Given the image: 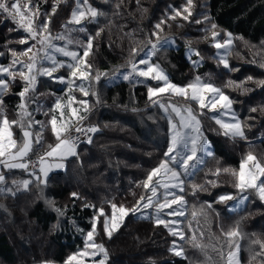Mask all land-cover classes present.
<instances>
[{"label": "trees", "instance_id": "trees-1", "mask_svg": "<svg viewBox=\"0 0 264 264\" xmlns=\"http://www.w3.org/2000/svg\"><path fill=\"white\" fill-rule=\"evenodd\" d=\"M93 2L88 0L102 15L95 22H89V27L85 25L80 35L85 44L89 36L94 37L90 55L86 58L91 65L89 94L85 98L88 109L80 114L87 115V119L73 122L71 129L76 125L94 124L99 130L94 133L90 143L79 148L77 156L66 161L63 171L52 173L46 183L32 180L27 191L20 190L15 195L6 191L15 181L30 176L27 172L1 169L0 174L6 177V182L0 185V189H4L0 193V264H39L42 261L65 264L69 256L84 248L94 216L97 217V244H102L108 251L106 264H226L230 243L224 233L236 228L240 235L232 238L231 246L234 250L235 245H239V263L264 264V255H257L261 252L260 245L253 243L256 240L264 242V203L255 190L246 192L245 204L236 212H228L217 201L219 194L237 190L236 177L232 173L239 171L242 154L252 153L255 148L260 150L259 154L256 153L257 158L264 154V137L253 144L238 142L235 149L215 123L213 125L206 121L205 125L204 119H200L202 131L212 146V156L195 172V176L184 180L181 193L189 202L185 204V215L179 221L190 248L189 257L197 262H193V259L188 261L185 249L179 246V237L170 234L163 225H157L152 219L129 215L109 239L104 232V217L98 213L103 208L105 215L109 216L111 204L127 209L136 208L138 202H142L141 197L150 196V190L143 185L151 170L166 159L164 153L169 136L168 119L158 104L149 101L147 84L121 81L108 86L104 78L134 63L140 52L157 40L152 33L158 31L160 38H175L178 46L160 52V58L157 51L151 62L160 65L172 83L187 85L196 76L213 69V62L204 54L207 49L200 41L210 42L214 48L211 31H208L212 23L222 33L231 34V51H235L242 42L253 46L264 44V0H193V15L188 20L180 17L168 19L175 15L174 9L183 11L187 0H140V7L147 9L143 16L136 0H124L119 14L116 8L119 0H103L102 6ZM74 6L75 2H72L59 19L58 27L51 32L56 33L63 28ZM39 7L41 11L44 10V4ZM162 20L166 21L161 25L162 30L156 29L155 25ZM197 20L201 23H196ZM97 32L101 33L98 37ZM0 36L4 35L0 32ZM134 48L138 55L133 54ZM187 48L205 57V63L193 68L184 59ZM74 51L83 54L81 47ZM10 63L9 56L0 54V66ZM8 83V92L3 95L1 106L6 109L3 115L12 121L17 120L12 115L18 112L20 97L16 93L22 90L23 85L13 80ZM50 83L58 84L52 78ZM63 88L48 90L53 95L52 101L64 100L67 94ZM74 91L71 94L84 98L79 91ZM92 93H97V98L92 97ZM34 119L35 123L30 129L34 134L33 140L36 133L42 135L40 143H33L29 156L40 157L56 140L50 120L41 126L42 119L38 115ZM12 131L14 139L22 141L20 127L13 126ZM146 134L154 138L153 144L148 143ZM144 140L148 147L139 143ZM217 169L220 170L218 175ZM224 169L229 171L225 172ZM72 193H77L79 199L73 197ZM49 200L56 203L50 205ZM54 208L61 209L64 214L59 215ZM194 212L200 219L196 232L189 228ZM28 223L32 224V229L27 226ZM194 243L201 244L202 248L195 247ZM174 244H179V249H183V256H176L170 251ZM50 246L53 247L52 251L48 250Z\"/></svg>", "mask_w": 264, "mask_h": 264}, {"label": "snow or ice", "instance_id": "snow-or-ice-1", "mask_svg": "<svg viewBox=\"0 0 264 264\" xmlns=\"http://www.w3.org/2000/svg\"><path fill=\"white\" fill-rule=\"evenodd\" d=\"M66 2V0H53L51 13H41L38 3H35V0H0V14H3L7 19L17 26L16 29H22L23 32L27 33V36L21 38L17 43L21 45L29 44V41H33L32 45L26 50L21 52H16L15 50H9L13 60L8 66H0V77L6 76L9 80H15L17 76L20 77L23 82V88L20 92L16 93L20 97V103L17 105L19 111L17 112L18 120L9 121L6 116L3 115L2 109H0V164L8 170L20 169L27 172L29 164L26 161L29 153L32 151L33 143L41 142V133H36V139L33 140V133L30 129L33 126V121L28 119L27 123L26 118L31 116V113L28 111V94L35 91V86L37 83V74L40 76H48L52 79L58 80L61 83H65L69 90H72L75 85V80L79 79L81 81L87 80L91 75L89 69L91 65L87 62L86 58L90 55V50L93 47L94 37L89 36L86 44L82 41L74 40L69 34H57L56 36L51 35L49 28L50 24V15H53L57 11V7L60 3ZM124 3V0H119L117 3V14H119V8ZM138 10L140 11L141 16L146 12V8L140 7V0H136ZM194 7L193 0H187L186 5L183 7V11L175 10V15L168 17V19H175L180 17L183 20H188L189 17L193 15L192 8ZM186 13V15H184ZM41 15L47 17L42 22H39ZM102 15V13L95 7L91 6L88 3V0H76V7L71 12V17L68 20L69 25H75L79 28L80 31H84L82 27H79L82 22L89 21L95 22L97 18ZM208 19V17H205ZM166 21L162 20L159 24L155 25L156 29L162 30L161 25ZM196 23H201L200 20H197ZM217 25L215 23L211 24V39L213 41V46L217 49L221 48H230L232 44L231 34L228 35V39L223 43L216 42V38L219 33L216 31ZM73 29H69L65 25V32L71 33ZM101 31H103L101 29ZM101 33L97 32L96 36L98 37ZM153 36L157 37V42L151 44V55H155L159 50L160 37L159 32H153ZM54 40L64 41L63 47H57L53 43ZM77 45L83 47V54L80 55L76 51L69 50V45ZM35 49V51H34ZM133 54H139L138 51L134 48ZM31 53V55H28ZM57 54L70 58L71 62L66 65L62 61L57 60ZM199 53H197L198 55ZM18 56H27V62L20 61L16 59ZM151 56L148 59H141L139 64L147 65L146 69L140 70L137 67L136 63H130V70L126 76L125 80L130 79L133 75L144 77L145 79L161 81L162 86L157 87H148V99L153 104H158L159 107L167 114L170 109L172 113L175 114L176 120L174 121L171 117L168 119L169 125V141L167 151L164 153V156L167 157V160L161 161L159 166L152 169L147 176V180L144 182V188L151 191V195L147 198L141 197L143 203L142 207L147 209L151 207L156 208L155 223L157 225H164L168 227L172 221H166L161 218L160 213L164 209H172L174 204H183L184 199L182 196H178L168 191L169 189H179L183 191L182 185L184 180L181 178V173L184 175L189 174V169L195 168L197 164L203 163L200 154L211 156L212 152L208 149V141L204 137L201 121L197 118V114L193 111L191 106L181 107L175 103L169 102L167 104L162 103L159 99H154V97H159L162 94H171L176 97H183L184 100L195 101L197 102L201 110L207 108L208 111H216L217 105L220 109L224 111L220 112V116H224L225 113L230 114L231 122H225L222 119L216 118L215 122L223 129V135L231 139L241 138L245 139L244 126L241 121L236 117L235 113L232 112L231 105L233 101L226 96L220 88L214 86L211 83H206L202 81L200 76H196L195 80L187 84L186 86H178L172 83L169 80V77L163 71V69L158 64L149 63ZM46 60L51 64V67H44L38 63V61ZM219 63H221L225 69L233 71L226 58H221ZM20 64V69L18 71H13L12 69ZM62 67H67L69 71V77H53L52 73L56 72ZM264 67V64L261 65ZM26 69V71H25ZM238 70V69H235ZM249 81L253 78L248 77ZM96 80H99V75L96 77ZM229 83H232L229 81ZM259 85L264 88V80L258 82ZM9 83L8 80L0 78V105L3 104V94L8 91ZM79 91H81L85 96L89 94L88 90L83 87V84L79 86ZM251 91V89H248ZM68 104L62 105V101L57 99L54 106L53 112L60 110L59 118L56 115H53L49 123L52 126V132L58 141L54 146H50V151H47L44 156H41L38 160L40 164V173L43 174L45 179L40 180V177H37L40 180V183L47 182V176L49 170L53 165L49 164L45 166V156L46 157H59L61 160L66 159L68 156H77L76 152V143L73 139L66 138L64 133L71 130V119L68 122H65V112L63 111L64 107L70 109V118H75L77 121H83L87 119V115H79L80 109L72 107L73 102H77L84 105V111L88 109L87 101H75V97H68ZM256 111V109H252ZM201 114H203L201 112ZM59 125V126H58ZM13 126H18L22 132V141H17L14 139L12 128ZM77 132H92L95 133L99 129L96 127H89L83 129L81 127H76ZM88 142H91V137L88 138ZM169 162L172 164H178L179 170L174 169L169 166ZM193 162V163H190ZM57 168H63V163H57L54 165ZM225 172H228V169H224ZM220 172L217 169L216 174ZM163 173L165 177L168 178L167 183H162L161 180H153L154 177H159ZM32 175V173H28ZM236 177L235 187L239 189L241 196L239 200L243 202L247 199L243 193L247 192L249 189L255 190L259 199L264 202V164H261L257 157L252 153H249L246 158L241 162L239 171H233L232 173ZM6 182V177L3 174H0V185H4ZM30 180H20L15 181L13 186L7 188L6 191L15 195V192L24 190L27 191L29 188ZM157 185L163 187L166 191L164 194L163 202H158L154 198L157 197ZM4 189H0L2 193ZM172 196V199L169 200L168 196ZM72 196L79 199L77 193H72ZM237 199L231 195H224L219 198L220 201H227ZM140 202H138L139 205ZM88 207L89 205H85ZM112 215L109 219L105 215V210L100 208L98 210L99 216L104 217L103 226L104 232L109 239L112 238L113 233L117 232L124 222L125 217L131 212L135 214L137 208L127 209L123 206H117L111 204ZM54 210L59 214L63 215V211L59 208H54ZM167 215L179 216L183 215V212L178 209H173L168 212ZM196 216V213H193V217ZM97 232V217L94 216L92 222V230L87 232L85 237V249H91V251H79L78 253L69 256L65 264H84V257L93 258V264H106L108 260V251L102 244H97L94 241V236ZM169 232L173 235L177 233L173 229L169 228ZM180 238L184 239L183 233H180ZM225 237L228 238L230 243V248L227 253L226 264H239L238 254H239V245H235L233 250L231 246L232 238H235L240 235L239 229H233L224 233ZM195 236L192 237V240L195 242ZM254 244H259L261 252L257 255H264V242L256 240L253 241ZM194 246L197 248H202L201 244L194 243ZM173 254L176 256H183V249H178L175 245L170 249ZM102 254V258L98 261L94 258L97 255ZM221 258L224 259L223 253H221ZM41 264H51L49 261H42Z\"/></svg>", "mask_w": 264, "mask_h": 264}, {"label": "rangeland", "instance_id": "rangeland-1", "mask_svg": "<svg viewBox=\"0 0 264 264\" xmlns=\"http://www.w3.org/2000/svg\"><path fill=\"white\" fill-rule=\"evenodd\" d=\"M102 1L103 0H94L93 3L97 6H102ZM72 2H75V6H74V8H75L76 7V0H66V2H62L58 5L57 11L55 14L50 15V21H51L50 22L51 24H49L50 31H52L58 27L59 19L65 14V12L70 7V4ZM35 3H38L39 6L41 4H44V10L41 11V9H40V12L42 14L43 13H49V14L51 13L53 0H35ZM70 17H71V15H70ZM70 17H69V19H70ZM46 18L47 17L41 15V19L39 22H42ZM68 20H67V22H68ZM88 24H89V21L86 20V21L82 22V24L79 27H82L84 29V26L88 25ZM65 25H67V27L69 29H73V31H71V33H66L65 32ZM65 25L63 26V28L62 27L60 28L59 32H56V33L51 32V35L56 36L57 34H69L74 40L81 41L80 35H81V33H83V31H80L77 26L69 25L68 23H66ZM16 27L17 26L11 21V19H7L3 14H0V32L4 35L2 37L0 36V54H1V56H9L11 61L13 60V57L11 56V53L9 50H15L16 52H21V51L26 50L28 47H30L32 45V43H34L33 41H29V44H25V45H21V44L17 43V41L20 38L26 37L27 33L23 32L22 29L12 30V29H16ZM86 27H89V25ZM198 28H201V27L198 26ZM192 31H193V28H192ZM216 31L219 33V35L216 38V42L223 43L225 40L228 39L227 34H229V33L224 34V33H222V31H220L218 29H216ZM231 38H232V36H231ZM200 41H201V44L204 47H206V49H207V51H204V54L208 55V59L213 62V69L207 70L206 72L202 73L199 76L202 78L203 82L211 83L214 86L220 88L221 91L233 101V104L231 105L232 112L235 113L236 117L241 121L242 125L244 126V133H245L246 138L245 139H241V138L231 139V138L227 137L229 139V141L232 144H234V145H231V144H229V145L236 149L237 148L236 144H238V142H243L245 144L258 143V141L264 137V88H260L258 86V84H259L258 82L261 80H264V67H261V65L264 64V44L253 46V45H250L246 42H242V43L238 44V47L235 49V51H231L233 44H231V47L227 48V49L226 48L217 49L215 47L213 48L210 45V42L205 43V41H202V40H200ZM156 42H157V40H155L153 43H156ZM53 43L56 44L57 47H63L65 42L59 41V40H54ZM151 44L148 48H146L145 50L140 52L139 57L134 62L137 64V67L140 70L146 69L147 65L139 64V61L141 59H148L149 56H151V59L153 57V55H151ZM188 44H192V42H188ZM212 44H213V42H212ZM177 46L178 45L176 43L175 38H172L170 36H161L157 56H159V58H160L161 57L160 52L167 50L169 48L176 49ZM78 47H80V46H77L75 44L69 45V50L74 51V49H77ZM81 48H83V47H81ZM34 51H35V49H34ZM28 55H31V53H29ZM221 58H226L230 67L234 70L229 71L228 69H225L224 66L221 63H219ZM16 59H18L20 61L27 62V56H18V57H16ZM87 59H88V57H87ZM151 59H150L149 63L155 64V63L151 62ZM184 59L187 62H189L193 68L200 67L206 61L205 57H203L202 55L201 56L197 55V52L191 48L186 49L185 54H184ZM57 60L62 61L65 65L67 63L71 62L70 58L61 56L59 54H57ZM156 60H158V59H156ZM38 63L44 67H51V64L46 60L38 61ZM8 65L9 64L1 65V66H8ZM19 69H20V64H17L12 70L18 71ZM235 69H238V70H235ZM129 70H130V66H126V67H123V68L116 70L115 72L107 75L104 78V83L108 86H112L114 84H117L118 82L125 81V82L141 83V84L145 83L149 87L162 86L161 81L149 80V79H145L144 77L135 76V75H133L130 79L125 80L124 76H126L128 74ZM25 71H26V69H25ZM52 76L53 77H61L62 76V77H65L67 79L69 77V71H68L67 67H62L59 70H57L56 72H53ZM46 77H48V76H40L37 74V83L35 86V91L28 94V106L27 107H28V111L31 113V116L26 118L25 122H27V120L30 119L35 123L34 116L38 115L42 119L41 121H43L40 125L45 126V124H47V121L51 120L53 115L60 116V110H56L55 112H53V106H54L55 102H54V100L52 101L53 95H51V93L48 92L49 89L57 90L58 88H61V87H64L66 89L67 96L64 97V100H63V98L61 99L62 105L68 104V102H69L68 97L69 96L75 97V101H87L85 99L86 96L81 91H79V86L81 84H83V87L88 90V87L90 84L89 78L87 80H84V81L76 79L74 88L72 90H69L65 83H61L55 79H53V81L57 82L58 84L57 85H51V83H50L51 78L50 77L46 78ZM248 77H252L253 79L251 81H249L247 79ZM0 78L6 79V80H8V82L12 81V80H9L6 76L0 77ZM14 81L17 84L23 85V82L21 81L19 76H17ZM229 81H231L232 83H229ZM183 86H186V85H183ZM248 89H251V91H248ZM74 90L79 91V93H81L84 98L83 99L78 98V97H80L78 94L73 95L76 92ZM92 90H93V88H92ZM72 91H74V93ZM7 92H5L3 95H5ZM71 92L73 94H71ZM76 96H78V97H76ZM92 97L97 98V93H92ZM154 99H159L162 103H165V104L172 102V103H175L181 107L191 106L193 108V111L197 114V118L199 120L204 119L205 125H207L206 121H208L212 124L215 123V125H217L220 128V126L215 122L216 118L222 119L225 122H231L230 114L225 113L224 116H220V112H222L224 110L220 109L219 105H217L216 111H208L207 108L201 110L199 108L197 102H195V101H191V100L186 101V100H184L183 97H176V96H173L171 94H162L159 97H154ZM51 101H52V103H51ZM72 107H75V108L81 110L79 112V115L84 113V110H83L84 105L83 104L73 102ZM0 109H2L3 114H6V109L2 108L1 105H0ZM252 109H256V111H252ZM18 111H19V109H18ZM63 111L65 112V122H67V121H69L68 118H70V109L67 107H64ZM66 111H67V114H66ZM201 112L203 114H201ZM162 113L164 114L165 117H167V119H169V117H171L174 121H176L178 123V120H176L175 114L172 113L170 109L168 110L167 114L163 110H162ZM13 116H15V119H16V117H17V120L19 119L17 114L12 115V117ZM240 117H241V119H240ZM75 121H77L75 118H71V124ZM50 127L52 130L51 124H50ZM220 131H222V133H223V129L220 128ZM168 134H169V125H168ZM204 137H205V135H204ZM55 140H56V137H55ZM146 140L149 141L148 143L153 144L154 138L152 136L146 134ZM168 141H169V136H168ZM57 142L58 141L56 140L55 144ZM138 142L139 141H137V143ZM139 143L142 146L146 145V147H148L147 142L145 140L141 141ZM207 150H210L212 152V146L209 142H208V149ZM253 150L254 151H252V153H254V156H256V153H258V154L260 153L259 148H255ZM48 151H50V147H49ZM152 153H154V152H152ZM44 155H42V156H44ZM200 155H201V158L203 160V163L197 164L195 168L189 169L188 175H184L183 173H181V178L183 180H186V179L190 178L191 176L192 177L195 176V172L205 163V161L207 159H209L212 156V155L207 156V155H203V154H200ZM247 155L242 154L241 162L246 158ZM72 157L73 156H68L66 159L61 160L59 157H46L45 156V166L47 167V165H49V164L53 165V167L48 172L47 178H49V176L52 173L63 171L65 169V166H66V161L68 159H71ZM257 159L261 164H264V154L261 153ZM165 160H167V157ZM57 163H63L64 167L63 168L55 167L54 165ZM190 163H193V162H190ZM169 166L174 168V169L179 170L178 164H172L171 162H169ZM39 169H40V164L36 170H30L28 168L27 173H32V175L25 177L22 180L26 179V180H30L32 182V180H38L37 177H40V180L45 179L43 177V174L40 173ZM157 179L161 180L162 183L168 182V178L165 177L163 175V173H161V175L159 177L153 178L154 181ZM182 187H183V185H182ZM165 191L166 190L163 187H161L160 185H157V197L154 199L157 200L158 202H163ZM168 191L172 192L175 195L182 196L184 199V203L182 205L181 204H174L172 206V209H164L163 212L160 213V216L162 219H164L166 221H172V223H170L168 225V227H165L164 225L163 226L168 231H169V228L173 229V231H175L177 233L176 236L180 238L179 234L182 232H181V226H180L179 221L185 215L184 214V211L186 209L185 204L189 202V199L184 198L185 194H182L181 193L182 191H180L179 189H169ZM150 195H151V191H150ZM224 195H231L233 197H236L237 199L220 201L219 198L221 196H224ZM243 195L246 196V192L243 193ZM240 196H241V193H240L239 189H237V190L233 191L232 193H221V194H219L217 201L221 202V204H223L226 207L228 212H236L239 209H241L245 204V200L243 202H241L239 200ZM168 199L171 200L172 196L171 195L168 196ZM144 202H146V200L142 201L141 204H139L136 207L138 210L135 214H132L130 212L129 215H133V216H135L137 218H141V219H152L155 222L156 208L151 207V208L145 209L142 207ZM49 203H50V205H53L56 202L49 200ZM173 209H178L179 211L183 212V215H179V216L167 215V213L172 211ZM108 213H109V211H107L106 214H108ZM111 215H112V212L107 217H109V219H110ZM21 216H22V213H21ZM199 221H200V219L197 218L196 216L191 218L189 228L192 232H196L199 230ZM181 223H183V222L181 221ZM227 223H228V221H226V224ZM27 226H30L29 227L30 229L33 228L32 224H30V223H28ZM258 228H261V227L258 226ZM94 241H95V243H99V240L97 239L96 235L94 236ZM180 243L181 244L180 245L178 244V245L182 246V248L185 249V255H186L188 261H189V259H191V260L193 259V262H197L196 260L194 261L193 257H191V258L189 257L190 248H188V244H186V238L185 239L180 238ZM174 245L179 249L177 244H174ZM234 249H235V247H234ZM48 250L52 251L53 247L50 246V248ZM80 251H91V249H85V244H84V248ZM101 258H102V254L97 255L94 259L98 261ZM238 259H239V254H238ZM83 260H84V264H93V258L84 257ZM39 264H41V263H39ZM51 264H54V263L51 262ZM73 264H74V262H73Z\"/></svg>", "mask_w": 264, "mask_h": 264}, {"label": "built area", "instance_id": "built-area-1", "mask_svg": "<svg viewBox=\"0 0 264 264\" xmlns=\"http://www.w3.org/2000/svg\"><path fill=\"white\" fill-rule=\"evenodd\" d=\"M97 127V125H94V124H90V125H76L74 126L69 132L68 134H66V138H69V139H73L76 143V152H78L79 148L83 145H85L86 143H88V138L91 137V140L94 136V133L92 132H84V131H81V132H77L75 129L76 127H81L83 129H87L89 127ZM40 157L38 156H28L26 157V161L28 162L29 164V169L30 170H36L39 166V163H38V160H39Z\"/></svg>", "mask_w": 264, "mask_h": 264}, {"label": "crops", "instance_id": "crops-1", "mask_svg": "<svg viewBox=\"0 0 264 264\" xmlns=\"http://www.w3.org/2000/svg\"><path fill=\"white\" fill-rule=\"evenodd\" d=\"M2 168H4V166L2 164H0V171H1ZM4 169H6V168H4Z\"/></svg>", "mask_w": 264, "mask_h": 264}]
</instances>
